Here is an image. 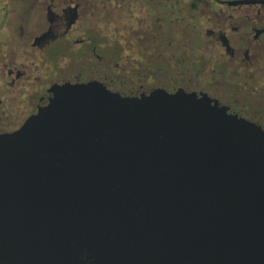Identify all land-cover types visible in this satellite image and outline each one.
Masks as SVG:
<instances>
[{
    "label": "water",
    "instance_id": "obj_1",
    "mask_svg": "<svg viewBox=\"0 0 264 264\" xmlns=\"http://www.w3.org/2000/svg\"><path fill=\"white\" fill-rule=\"evenodd\" d=\"M0 264H264V129L197 96L55 87L0 137Z\"/></svg>",
    "mask_w": 264,
    "mask_h": 264
},
{
    "label": "flooded vegetation",
    "instance_id": "obj_2",
    "mask_svg": "<svg viewBox=\"0 0 264 264\" xmlns=\"http://www.w3.org/2000/svg\"><path fill=\"white\" fill-rule=\"evenodd\" d=\"M64 85L197 96L264 129V0H0V137Z\"/></svg>",
    "mask_w": 264,
    "mask_h": 264
}]
</instances>
